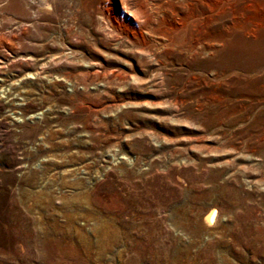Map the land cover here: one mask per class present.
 <instances>
[{
    "label": "rangeland",
    "instance_id": "1",
    "mask_svg": "<svg viewBox=\"0 0 264 264\" xmlns=\"http://www.w3.org/2000/svg\"><path fill=\"white\" fill-rule=\"evenodd\" d=\"M243 1L0 0V264H264L262 151L222 113L239 80L202 76L255 40ZM168 3L214 52L159 48Z\"/></svg>",
    "mask_w": 264,
    "mask_h": 264
},
{
    "label": "bare ground",
    "instance_id": "2",
    "mask_svg": "<svg viewBox=\"0 0 264 264\" xmlns=\"http://www.w3.org/2000/svg\"><path fill=\"white\" fill-rule=\"evenodd\" d=\"M236 2L240 6L239 10L246 8L243 5V0H236ZM45 3L49 5L48 2ZM168 4L169 7L168 5L166 6V13L169 14V19L160 20L155 27L145 28V32L153 34L160 39L156 41L159 48L161 50L165 49V51H167V48H179L192 53L198 52V50L202 51V53L214 52L215 50L212 45L215 40H218V37L215 38L213 36L209 16L202 17L197 24H194L191 19L194 14H183L176 9L177 6L175 4ZM188 4L192 9L193 4ZM16 8L18 11H22L19 7ZM235 24L240 25L237 21L233 25ZM247 24L249 25L247 32L251 36L256 37L255 40H245L238 34L232 41L230 50L224 51L220 56V62L210 72L204 73L202 76H205V81L209 80L211 83L215 80H225L226 82L228 80L230 82L231 75L237 76L239 89L235 91L236 94L234 92V96L243 102L239 105V108L237 107L238 109L235 105L232 108L225 105L226 109L222 110V113L231 114L235 123H249L243 128V131L247 135L245 142L249 141L253 147L258 145V149L262 151L264 161V112L257 110L258 107H264L263 12H257L253 17H250ZM240 28H242L241 25ZM200 46L202 47L201 49ZM202 69L206 72V69L210 68L209 66H204ZM240 75H246V77H240ZM199 77L201 76L199 75ZM253 147H249L250 149H248L251 154L256 153ZM215 215L216 210L214 207L209 208L204 214L206 224L212 225L216 219Z\"/></svg>",
    "mask_w": 264,
    "mask_h": 264
}]
</instances>
